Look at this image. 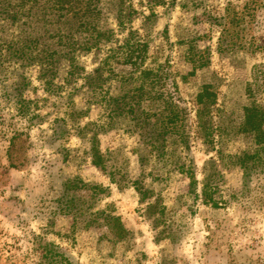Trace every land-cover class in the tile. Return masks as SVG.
Wrapping results in <instances>:
<instances>
[{
  "label": "rangeland",
  "instance_id": "rangeland-1",
  "mask_svg": "<svg viewBox=\"0 0 264 264\" xmlns=\"http://www.w3.org/2000/svg\"><path fill=\"white\" fill-rule=\"evenodd\" d=\"M129 2L135 12L127 26L148 42L145 65L154 70L166 65L177 94L172 86L167 90L184 99L191 129L196 128V116L189 99L203 85L209 86L203 95L216 97L212 111L215 122L219 115L216 108L231 112L234 127L238 122L235 115L242 111L243 104L250 101L264 105V0H209L204 13L202 9L185 10L176 2L154 7H148L146 0ZM228 7L238 14L243 8L246 12L242 17L224 19ZM150 12L153 16L146 19ZM108 15L113 36L104 40L100 49H91L80 57L86 71L96 66L108 46H115L125 37L127 30L123 31ZM230 22L240 26L230 36L240 37L244 46L220 50L223 23L227 26ZM184 38H192L196 50L206 51L208 63L204 68L180 57L186 45L179 41ZM20 75L28 83L22 85L18 95L16 82ZM39 75L35 64L21 66L17 61L0 59V264H39V243L45 241L58 244L74 264H158L160 257L172 259L174 264H264V172L260 168L244 171L237 164L222 167L216 152L219 141L205 144L191 132L185 161L190 160L198 183L203 178L205 162L216 161L223 179L216 194L219 202L211 206L198 200L193 214L186 206L176 205L175 210L182 215H174L180 218V238L156 242V232L141 215L142 207L133 188H118L93 165L86 153L88 138L77 132V125L99 122L101 108L87 105L84 95H72L74 107L85 113L78 114L76 126L70 121L63 124L67 109L62 97L66 95L48 93ZM54 84L62 82L55 79ZM58 125L66 130L55 136ZM227 139L226 160L230 161V154L253 151L250 135L234 131ZM138 144L139 137L119 125L98 133L102 152L120 150L130 157L132 165ZM66 175H78L106 188L96 208L118 216L130 232L128 240L100 244L101 230L95 226L71 232V215L56 212L55 202ZM188 183V175L181 173L165 181V204L173 206L175 197L187 191Z\"/></svg>",
  "mask_w": 264,
  "mask_h": 264
},
{
  "label": "trees",
  "instance_id": "trees-1",
  "mask_svg": "<svg viewBox=\"0 0 264 264\" xmlns=\"http://www.w3.org/2000/svg\"><path fill=\"white\" fill-rule=\"evenodd\" d=\"M146 1L148 7L176 2L185 10L202 9L204 13L209 0ZM134 12L129 0H0V59L17 61L21 66H39V76L48 93L66 95L62 97L67 109L62 116L63 124L70 121L76 126L78 116L85 113L74 107L72 95H84L87 105L95 104L101 108L102 119L99 122L87 121L81 127L76 126L78 134L88 138L86 153L92 164L118 188H133L142 207L141 215L156 232V242L166 238L176 241L180 238L181 228L177 223L180 218L175 219L174 215L182 217L175 210L176 205L179 208L186 206L189 214L195 212L198 200L216 206L219 202L216 194L223 181L214 159L205 162L202 180L198 183L195 179L190 160L185 161L190 133L194 132L205 144L215 139L219 141L220 149L216 152L222 167L237 164L244 171L260 168L264 172V105L250 101L243 104L242 111L235 115L238 122L234 127L231 112L216 108L219 115L215 122L212 111L216 97L203 95L204 90L209 89L203 85L189 99L195 106L196 116V128L191 129L184 99L181 95H171L173 92L167 90L172 86L174 94H177L175 81L166 65H159L156 70L145 65L149 49L147 39L136 32L134 34L127 26ZM245 12L243 8L238 14L228 7L224 19L236 15L242 17ZM109 13L117 26L127 30L125 37L115 46H108L96 66L86 71L80 57L113 36L114 30L107 22ZM151 16L152 12L146 19ZM237 27L239 29L240 26ZM237 27L231 22L227 26L223 23L218 42L220 50L244 46L242 40H238L240 37L230 36ZM191 40L184 38L179 41L186 45L180 57L204 68L208 54L205 50H196ZM55 79L62 85H55ZM27 83L20 75L16 82L19 92L15 89L18 95H21L22 85ZM118 125L139 137V144L133 152V165L130 157L120 150L104 153L99 149L98 133ZM65 130L63 125H58L54 129L55 136ZM234 131L238 135H250L254 148L252 152L230 154L229 161L225 159L224 144ZM62 160H65L64 154ZM174 173L188 175L189 183L187 191L175 197L173 206H168L162 195V184ZM57 192L56 212L71 215V232L95 226L101 230L100 244H118L129 239L130 232L118 216L96 208L98 200L106 195V188L101 184L86 182L78 175H66ZM39 248V264H74L53 241L40 242ZM158 264L174 262L160 257Z\"/></svg>",
  "mask_w": 264,
  "mask_h": 264
}]
</instances>
